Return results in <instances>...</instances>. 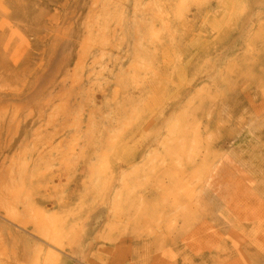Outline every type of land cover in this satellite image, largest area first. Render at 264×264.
<instances>
[{"label":"rangeland","instance_id":"1","mask_svg":"<svg viewBox=\"0 0 264 264\" xmlns=\"http://www.w3.org/2000/svg\"><path fill=\"white\" fill-rule=\"evenodd\" d=\"M264 264V0H0V263Z\"/></svg>","mask_w":264,"mask_h":264},{"label":"bare ground","instance_id":"2","mask_svg":"<svg viewBox=\"0 0 264 264\" xmlns=\"http://www.w3.org/2000/svg\"><path fill=\"white\" fill-rule=\"evenodd\" d=\"M2 263H0V264H3V261H1Z\"/></svg>","mask_w":264,"mask_h":264}]
</instances>
